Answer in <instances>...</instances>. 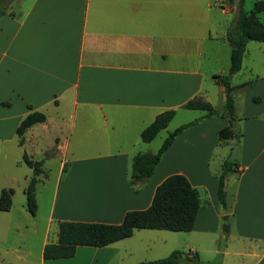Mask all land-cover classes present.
I'll return each mask as SVG.
<instances>
[{
	"label": "crops",
	"instance_id": "0c3cea01",
	"mask_svg": "<svg viewBox=\"0 0 264 264\" xmlns=\"http://www.w3.org/2000/svg\"><path fill=\"white\" fill-rule=\"evenodd\" d=\"M237 8L231 0L12 2L0 16V158L47 131L61 165L52 190L36 194L33 216L43 202L46 208L39 258L8 246L0 264H139L175 250L192 256L176 264H264V42L247 43L232 76L235 120L185 107L198 98L223 108L225 89L214 76L229 72L227 34ZM170 109L171 123L180 118L172 130L199 120L176 137L149 179L131 184L134 155L156 152L172 130L158 142L143 141L142 131ZM32 111L47 119L26 131L21 146L17 127ZM228 125L236 135L223 140ZM227 159L235 165L225 178L224 208L217 192ZM177 173L200 195L191 231L139 228L105 246L80 245L71 258L44 259L60 221L120 224L126 212L148 208L157 186Z\"/></svg>",
	"mask_w": 264,
	"mask_h": 264
},
{
	"label": "trees",
	"instance_id": "16d2710c",
	"mask_svg": "<svg viewBox=\"0 0 264 264\" xmlns=\"http://www.w3.org/2000/svg\"><path fill=\"white\" fill-rule=\"evenodd\" d=\"M14 0H0V16L4 15ZM237 2V18L235 25L228 31L227 38L231 44V65L227 74L216 75L214 78L224 86L225 103L223 108H217L208 101L201 99L189 100L185 107L189 109H201L207 113L203 117L214 115H227L235 120V102L233 91L235 86L231 79L233 74L241 70L243 57L247 43L251 40L264 42V23L259 14L264 12V0H256L253 9L247 11L244 8L245 0H231ZM176 114V110H166L156 116L154 121L141 133L145 142H151L158 133L167 128ZM46 114L41 111L28 113L17 127L19 145L25 143V133L33 125L46 121ZM199 119L184 123L172 131L164 139L156 152H139L134 155L131 171V184L149 179L163 154L175 141L176 137L186 128L195 124ZM234 130L230 125L220 130L221 139L232 137ZM23 161L29 165L34 175L31 177L25 189L26 206L32 215H36L38 203L36 197V185L43 173L44 160H34L25 152ZM234 163L227 159L223 165V171L219 177L218 199L221 205L226 207L225 178L233 169ZM63 173L67 172V163L63 166ZM13 188H3L0 194V210L9 211L12 207ZM200 208V195L184 174H172L166 177L156 188L151 205L146 209L130 210L126 212L120 224H108L87 221H60L58 240L47 243L43 249L44 259L71 258L76 254L80 245L105 246L117 240L129 237L135 229H166L172 231H191L194 228L197 214ZM189 257L183 255L181 250H175L168 256L139 264H176Z\"/></svg>",
	"mask_w": 264,
	"mask_h": 264
},
{
	"label": "rangeland",
	"instance_id": "374dc122",
	"mask_svg": "<svg viewBox=\"0 0 264 264\" xmlns=\"http://www.w3.org/2000/svg\"><path fill=\"white\" fill-rule=\"evenodd\" d=\"M255 1L245 0V10L251 11ZM259 18L264 23V12L259 14ZM238 94L240 95L241 93L238 92ZM179 122L180 118L175 119L173 123L170 122V126L168 125L166 129L160 131V135H157L158 139L154 142L162 141L166 133L172 130L175 125H179ZM236 127L237 129L239 128L238 125ZM234 135L226 138V140L234 139ZM31 136V139H29V135L27 136L29 140L26 142L25 148L17 144H12L8 149L10 154L9 158L6 160L0 158V194L3 188L14 189V194L12 195L13 209L9 212L0 211V216L2 215L5 218L0 222V250L4 252L8 246L21 248L26 251L31 250L33 252V260H35L37 257L39 258L41 251L42 237L46 227V221L44 219L46 208L44 206L45 202H43L37 217H34L27 209L25 189L31 177L34 175V171L22 160V156L27 151L28 156L32 159L42 160L45 157L43 165L44 172L36 176L39 178L36 185V193L39 194V198L41 199L48 194L49 189L51 191L54 187L60 170L61 159L59 153L55 151L57 144H54L53 133L47 131L39 132L36 130ZM7 145L9 144L5 146ZM16 160L22 161L17 163ZM218 160L220 161L219 155L214 156L212 162L214 168L217 166ZM235 178L236 176L232 174L229 181L232 182ZM233 187L234 184H229L228 188L230 190ZM33 220L36 221V224L32 227L31 221ZM50 237L54 239L53 230L51 231ZM9 254L16 259L14 253L10 252Z\"/></svg>",
	"mask_w": 264,
	"mask_h": 264
},
{
	"label": "water",
	"instance_id": "95a60500",
	"mask_svg": "<svg viewBox=\"0 0 264 264\" xmlns=\"http://www.w3.org/2000/svg\"><path fill=\"white\" fill-rule=\"evenodd\" d=\"M225 218H227V216H225ZM229 224L226 222L224 225H223V231L224 232H226V233H228V231H229Z\"/></svg>",
	"mask_w": 264,
	"mask_h": 264
},
{
	"label": "built area",
	"instance_id": "2783aa9c",
	"mask_svg": "<svg viewBox=\"0 0 264 264\" xmlns=\"http://www.w3.org/2000/svg\"><path fill=\"white\" fill-rule=\"evenodd\" d=\"M190 257H192V256H190ZM190 257H189V258H190Z\"/></svg>",
	"mask_w": 264,
	"mask_h": 264
}]
</instances>
